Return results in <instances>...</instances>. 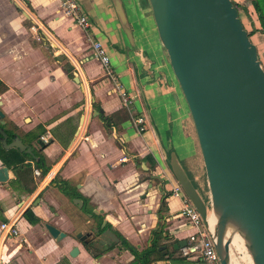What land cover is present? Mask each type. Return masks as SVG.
Instances as JSON below:
<instances>
[{"label": "crops", "instance_id": "obj_1", "mask_svg": "<svg viewBox=\"0 0 264 264\" xmlns=\"http://www.w3.org/2000/svg\"><path fill=\"white\" fill-rule=\"evenodd\" d=\"M232 1L239 5L241 24L264 70L263 55L250 37L264 34L253 1ZM120 2L129 38L111 0H76L90 23L86 31L62 14L59 0H0L2 127L32 150L43 145L48 166L44 174L32 173L35 185L28 194L10 185V169L9 180L0 183L6 220L0 223L17 229L16 235L0 232V264H128L133 255L119 239L94 257L98 251L90 243L74 238L102 220L138 252L149 248V264H201L173 246L196 229L178 216L180 198L169 190L173 152L208 201L194 127L148 4ZM90 39L100 43L113 75L132 97L127 106L91 56ZM136 116L144 117L141 133L131 121ZM42 134L48 135L47 143L40 140ZM26 208L39 218L37 223L22 217ZM46 223L65 235L54 240ZM73 246L77 253L70 256Z\"/></svg>", "mask_w": 264, "mask_h": 264}, {"label": "water", "instance_id": "obj_2", "mask_svg": "<svg viewBox=\"0 0 264 264\" xmlns=\"http://www.w3.org/2000/svg\"><path fill=\"white\" fill-rule=\"evenodd\" d=\"M130 37L120 0H111ZM158 40L187 106L204 170L206 202L173 152L168 166L210 231L220 264L233 250L251 264H264V70L231 0H147ZM0 110V143L32 155L17 135L7 142ZM9 180L0 166V183ZM79 203V199L73 201ZM165 210V207H161ZM54 240L65 234L44 224ZM237 236L242 247L231 242ZM74 238L102 252L118 242L102 220ZM238 239V240H239ZM185 239L173 246L181 247ZM73 246L69 255L74 256ZM236 261V260H235ZM245 261V260H244ZM242 264H246L245 262Z\"/></svg>", "mask_w": 264, "mask_h": 264}, {"label": "built area", "instance_id": "obj_3", "mask_svg": "<svg viewBox=\"0 0 264 264\" xmlns=\"http://www.w3.org/2000/svg\"><path fill=\"white\" fill-rule=\"evenodd\" d=\"M59 8L63 15L70 16L74 22L86 31L90 27V23L86 15L81 11L76 3V0H59ZM35 39L39 40V36L36 34ZM91 56L98 60L104 73L109 78L112 84V91L116 92L121 98L124 106H127L130 99L132 98L119 84L116 76L113 75L112 70L109 66L108 57L106 56L104 49L97 41L90 39ZM131 121L135 127L137 133L145 131L146 125L143 116H136L131 118ZM40 140L43 143L48 142V135H40ZM34 176H39L40 170L36 167L32 168ZM170 194L180 198V208L178 210V216L183 219L186 223L193 226L196 230L187 236L185 244L179 248L182 256L187 258L198 259L201 264H220L216 250L214 248L213 241L210 236L209 228L201 220L199 213L196 211L194 206L188 200L180 185L174 179L170 187ZM0 232H4L10 235H16L17 229L13 227L12 223L1 222Z\"/></svg>", "mask_w": 264, "mask_h": 264}, {"label": "trees", "instance_id": "obj_4", "mask_svg": "<svg viewBox=\"0 0 264 264\" xmlns=\"http://www.w3.org/2000/svg\"><path fill=\"white\" fill-rule=\"evenodd\" d=\"M253 5L255 7V10L258 14V18L260 21V28L261 30H264V0H252ZM232 4L236 8L238 12V7L236 3H234L231 0ZM249 36V33H247ZM5 86L0 82V91L4 90ZM105 126H107V122H109V117H103L102 118ZM4 129V128H3ZM7 134V142L11 140L13 137L14 133L9 130H5ZM36 137V136H35ZM43 145H40L38 149L32 150V155H29L24 152L18 151L16 148H8L4 149L1 146L0 143V161L1 163L6 166L8 169H10L13 174L14 178L11 179L10 185L13 187L20 189L21 192L24 194H28L32 191L34 188L35 182L32 179V168L30 167L28 163V159L31 160L36 168L40 170V174H44L48 170V166L45 163V158L43 154L41 153V148ZM22 217L27 220L30 224H35L39 221V218L34 215V213L31 211L30 208H26L23 213ZM101 220V216H99ZM0 220L1 221H6L5 218L2 216V208L0 206ZM152 233H156L155 230L152 231ZM116 236L118 237L120 244L129 250V252L133 255L132 261H130L128 264H135V262H139V264H149L150 262V257H151V251L148 249L144 251L138 252L134 247H132L117 231H115ZM154 244V243H153ZM88 251L90 248L88 245H86ZM156 252L154 251L153 254ZM101 253L95 252V254H92L94 257H98ZM154 257H159V255H156ZM153 258V256H152ZM157 259V258H155Z\"/></svg>", "mask_w": 264, "mask_h": 264}, {"label": "rangeland", "instance_id": "obj_5", "mask_svg": "<svg viewBox=\"0 0 264 264\" xmlns=\"http://www.w3.org/2000/svg\"><path fill=\"white\" fill-rule=\"evenodd\" d=\"M145 2L147 3V0H145ZM250 37L253 41H255L258 44V51L260 54L262 53L264 58V34L258 35V37L250 34ZM233 258L234 260L238 261L239 264L242 263L240 260V255L238 252H236V250H233Z\"/></svg>", "mask_w": 264, "mask_h": 264}, {"label": "bare ground", "instance_id": "obj_6", "mask_svg": "<svg viewBox=\"0 0 264 264\" xmlns=\"http://www.w3.org/2000/svg\"><path fill=\"white\" fill-rule=\"evenodd\" d=\"M238 239L239 238L237 236H233L231 242H233L235 245H237V249L241 252L242 251V247H241V245L239 243L240 239L239 240ZM242 253H243V251H242ZM241 261L242 262L244 261L246 264H251L250 259H249V257H248L247 254H242ZM231 263L232 264H239V262L238 261H235V260H231Z\"/></svg>", "mask_w": 264, "mask_h": 264}]
</instances>
